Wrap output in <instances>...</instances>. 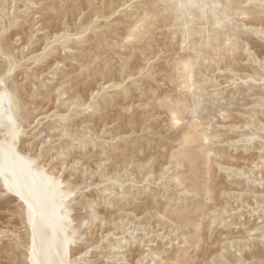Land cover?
<instances>
[{
  "label": "rangeland",
  "instance_id": "374dc122",
  "mask_svg": "<svg viewBox=\"0 0 264 264\" xmlns=\"http://www.w3.org/2000/svg\"><path fill=\"white\" fill-rule=\"evenodd\" d=\"M4 90L65 264H264V0H0ZM14 194L0 264H35Z\"/></svg>",
  "mask_w": 264,
  "mask_h": 264
},
{
  "label": "bare ground",
  "instance_id": "6f19581e",
  "mask_svg": "<svg viewBox=\"0 0 264 264\" xmlns=\"http://www.w3.org/2000/svg\"><path fill=\"white\" fill-rule=\"evenodd\" d=\"M188 60L189 62H184L186 68H190L192 65L190 59ZM9 97L7 91L0 93V128L8 127V123L12 125L15 122L11 113ZM11 142L8 141L5 143L0 140V174L7 188L11 192L19 195L29 209L35 210L34 216L31 215L30 217L32 240L34 242V246L31 248L32 260L35 264H65L64 260L66 259H64L63 251L67 244V238L64 237L66 227L58 226L62 212L60 210L61 203L57 199V190L53 191L50 188V178L40 177L36 170L29 167L26 163L27 161L11 146ZM191 161L194 162L193 158ZM190 168L192 167L190 166ZM35 175H37V178L32 179ZM198 182L200 183V181ZM200 185L199 187H201ZM40 198L43 199L42 202H39ZM43 226L48 227L49 231H47L42 239L38 240L41 236L39 234L43 231L41 229ZM50 246L54 249V253H51L52 257L44 260L46 248Z\"/></svg>",
  "mask_w": 264,
  "mask_h": 264
}]
</instances>
